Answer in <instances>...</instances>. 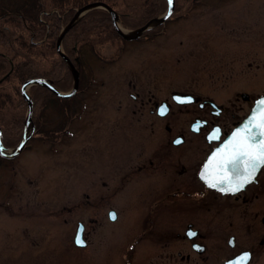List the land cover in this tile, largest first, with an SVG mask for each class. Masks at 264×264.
Here are the masks:
<instances>
[{
	"label": "rangeland",
	"instance_id": "1",
	"mask_svg": "<svg viewBox=\"0 0 264 264\" xmlns=\"http://www.w3.org/2000/svg\"><path fill=\"white\" fill-rule=\"evenodd\" d=\"M91 2L112 7L125 32L165 16L169 9L168 0H58L49 10L40 4L38 17L31 18L36 17L28 28L35 34L36 25L57 19V48L60 34L78 9ZM174 2L171 15L132 39L117 31L111 12L103 4L81 12L61 39V50L79 73L77 87L74 72L58 48L50 51L43 47L39 53L40 47L35 50L23 39V49L39 55L37 65L54 67L49 73L52 78H35L45 79L60 92L40 83L27 85L33 102L30 114L23 86L33 78L20 83L18 76L11 77L13 65L6 61H15L20 55L3 49L1 35L8 27L1 25L4 22L0 19V57L5 61L0 60V114L8 132L21 119L23 125L14 129L13 134L19 131L17 137L16 133L10 140L5 137V142L0 124L3 150H16L24 134H29L25 151L9 159L1 154L0 264H221L246 248L253 253L247 250L232 259L249 254V264H264V243L260 241L264 239V194L250 203L238 200L184 206L193 211L184 210L177 217L174 213L173 217L159 214L158 232L139 235L143 230L137 222L141 213L134 208H147L148 204L134 196V188L141 185L142 198H153L152 185L159 179L152 174H135L130 167L136 171L138 157L162 151L170 150L176 156L205 150L203 130L193 133L198 131L191 123L198 130L200 123L194 121L195 116L207 115L209 107L200 108L197 102L178 105L183 100L174 103L172 97L189 92L201 101L212 99L226 110L212 118L232 127L233 121L239 118L240 123L255 99L264 95V0ZM23 3L0 0V18L13 12L24 19L18 8ZM48 12L53 16H45ZM100 13L110 15L116 33L111 29L110 33L106 19L97 23L100 26L90 23L92 14ZM86 21L91 31L88 40H81L80 27ZM15 26L14 22L12 29L17 32ZM45 28L50 31L49 25ZM24 33L33 43L43 42L48 34L46 31L40 39L36 34L31 36L28 29ZM19 43L18 39L14 46ZM15 83L18 86L14 87ZM242 91L248 100L240 95ZM166 100L171 106L169 114L163 116L159 110L158 115L157 104L166 106ZM181 134L185 141L174 144ZM110 209H115L116 221L109 218ZM189 215H197L194 225L207 235L205 240L200 238L209 248L203 254H194L190 246L194 239L184 238ZM78 221L86 228L83 244L74 242ZM217 232L222 246L217 243L214 248L220 252L215 254L212 248ZM231 234L235 235V247L227 242ZM187 253L190 258H183Z\"/></svg>",
	"mask_w": 264,
	"mask_h": 264
},
{
	"label": "flooded vegetation",
	"instance_id": "2",
	"mask_svg": "<svg viewBox=\"0 0 264 264\" xmlns=\"http://www.w3.org/2000/svg\"><path fill=\"white\" fill-rule=\"evenodd\" d=\"M242 92L243 93H241L240 95L244 98V94L247 93H245L244 91ZM177 97H179L180 100H183L186 103L180 104V102L175 101L177 100L176 99ZM172 98L174 100V103L177 102L176 104L178 105L194 104L197 102L200 108L204 109L205 107H209L207 111V115L195 116L194 121L197 120L200 123L198 130L196 126L193 127L192 125L193 122L191 123V128L192 129L194 128L196 131H198V132L192 131L193 133L198 134L203 130L205 150L204 153H202L201 151L179 152V154L176 156H174L173 152L170 150L162 151L159 154L155 153L154 155H150V154L145 155L144 159L138 157V161L139 160L140 161L136 166V171L133 169V167H130V170H133V173L135 174H142V173L146 175L152 174L159 179V181H157L152 185L153 192L155 191L153 194L154 195L153 198L152 197L150 199H146V198L143 199L144 197L142 198L141 185L134 188V193H135L134 196L140 202L144 204H148L147 208L142 205H137V208L136 207L134 208L137 212L139 211L141 213L137 218V222L139 226H142L143 228V230L139 233V235L152 234L153 236L158 232L156 230L157 228L156 221L159 214H161L160 217L165 216V214L168 217H173V213H174L177 217L180 216V214L184 210L193 211L192 209H188L184 206L200 207V206H210L211 204L221 205L222 203H234L236 201L238 202V200H242V203H250L253 201L255 197L264 194V166H261L255 179L251 183H248L242 189L236 192H223L219 189L208 186L203 181L201 177V168L204 162L207 160L208 156L211 154L214 148L217 147L227 137L228 133L232 130V128L235 125H237V123H239L240 120H238L239 118L235 119L233 121L232 127H227L226 122L220 123L215 121L212 117H219L221 113H223V110L225 109H223L222 105L219 106L212 99H204L203 101H201L200 97L189 92L178 94V96ZM248 98L249 97L244 99L248 100ZM161 103L157 104L158 115H159V110L162 107ZM165 103L167 106L165 115L167 116L171 110V106H170V102L167 101ZM216 130L219 131L216 132ZM212 135H216L217 138L211 139L210 137ZM177 140H179L180 143H183L185 141V136L181 134L177 139H175L174 142H176ZM174 144H179V143H174ZM120 168L123 169L125 167L120 166ZM252 187H255V189H251ZM114 210L115 209H110L108 211V214L109 212L115 213ZM196 216L197 215H189L190 218L188 219L191 220L189 221L188 227L186 228L184 238L194 239L192 240L190 245L194 254L195 253L203 254L204 252L209 250L207 246V242L206 243L204 242L207 235L203 230L200 229L199 226L194 225ZM109 218H111L112 221H116L117 215H116V219H113L111 215ZM167 223H169V225L173 224L172 220H169V222ZM85 229L86 228L84 223L82 221H78L77 230L74 237V242L76 244H77L76 238L79 233H81L80 239L84 241L85 238L87 239V236L85 235ZM189 231L196 233V235L194 237H190L188 235ZM162 232L164 233L165 231ZM216 234H218V232ZM220 236L221 235L218 234L217 238L214 239L215 244L213 245L212 251L215 254L220 252L219 248H214L217 245V243L220 246H222L220 244L221 241ZM52 238L54 239L53 241L54 251L55 254L57 255L56 234ZM200 238H203L204 240ZM260 241L261 243H264V239H261ZM227 242L230 244L231 247H235L236 245L235 235L231 234ZM247 250H249L251 254L253 253L251 249L246 248L234 253L229 258H232ZM182 257L183 258L187 257L185 259H188L190 258V254L187 253L186 256H182ZM227 259L225 258L221 264H223ZM9 264H12V262L10 261ZM55 264H57V261Z\"/></svg>",
	"mask_w": 264,
	"mask_h": 264
},
{
	"label": "snow or ice",
	"instance_id": "3",
	"mask_svg": "<svg viewBox=\"0 0 264 264\" xmlns=\"http://www.w3.org/2000/svg\"><path fill=\"white\" fill-rule=\"evenodd\" d=\"M173 2L168 0L169 15ZM176 99L180 101L179 97ZM160 112L163 115L166 106H162ZM210 138L216 139L217 136ZM261 166H264V98L258 101L247 121L209 157L201 177L209 182L210 187L220 186L221 191L236 192L254 180ZM111 216L116 219L115 213ZM188 235L194 237L196 233L189 231ZM77 243L83 244L84 241L78 238ZM247 258L248 254H244V259Z\"/></svg>",
	"mask_w": 264,
	"mask_h": 264
},
{
	"label": "trees",
	"instance_id": "4",
	"mask_svg": "<svg viewBox=\"0 0 264 264\" xmlns=\"http://www.w3.org/2000/svg\"><path fill=\"white\" fill-rule=\"evenodd\" d=\"M57 1L58 0H24L23 5L18 6V8L22 10V14L25 16L24 19L22 18L23 16L22 17L21 16L20 17L13 16L12 15L13 12H11L12 13L11 16H6L7 13L4 14V15L1 14L2 17L0 19L3 20L4 23H7V24L1 23V25H5V26L8 27L7 30H5V33L3 35H1V37L3 38V41H4V44H3L4 48L3 49H5L6 51L7 50H9V51L10 50L11 51L14 50L15 52H17L20 55L19 57H17L15 59V61L13 60L12 62H10L7 59L8 61H6V62H8L9 64L13 65L12 72H15V73H14V75L12 74L11 77L13 78L15 76H18V80L20 81V83L25 81V80H27L28 78H35L37 76H44V77L47 76V77L52 78L51 74H49V73H50V71H52V69L54 67L51 66L49 68H45V67L37 65L36 61L38 60V56H39L38 54H36L37 52L36 51H32L30 49L29 50H25L23 48H26V47L25 46L22 47L21 44L23 42L22 40L24 39L25 42L27 41L28 44L30 43L29 45L32 46L34 49H35V47H38V48L40 47V49H38L39 53H41V51H43V47L44 48H48L50 51H51V49H53V50L57 49L56 48V44H55V38H56V35H57V19L53 23H50L49 20H44V21H46L45 23L42 22L41 25H39V26L36 25L35 26L36 38L42 39L43 38L42 36L45 35V32L47 31L48 34H47V36H46V38H45V40L43 42H38L37 41V42L33 43L30 38L28 39L26 36H24V34H25L24 30H27V29L30 31V35L31 36H33V37L35 36V34H33V32L28 28L27 24L29 22L33 24L32 21H34V19L36 17L34 19H31V18L35 14H36L35 16L38 15V13H39L38 11H39L40 6H41L40 4H42L43 6L45 5L46 8L49 10L51 7L57 6ZM69 1H71V0H69ZM96 9H98V8H96ZM93 11H94V9H93ZM30 13H32V14H30ZM8 14H10V13H8ZM45 16H53V15H52V13L48 12V14H46ZM69 16H70V14L68 15V17ZM96 16H97V18H96ZM90 18H91L90 23L94 24V25L103 24V23H101V21H104L106 19L107 23H105V24L108 25L109 31L111 29V31L113 33H116L115 29L112 26L111 17H110L109 14H108V16H105L103 13L96 14V15L92 14V17H90ZM94 18H96V19L94 20ZM8 19H12L13 22L11 23L9 21H6ZM14 22H15V24L17 26V27L15 26L16 29L18 30L17 32H15L12 29V24H14ZM20 22H21V24H20ZM82 23H84V22H82ZM90 23H87V21H86V23L83 24L84 26L80 27L82 29H81V32L78 35V37L81 38V40L82 39L83 40H88L89 31H91V29L89 28V26L91 25ZM19 25H22L21 29L19 28ZM47 25H49L50 31L46 30L45 26H47ZM98 26H100V25H98ZM111 31H110V33H111ZM20 35H22L23 37L20 36ZM18 39L20 40L21 43H19V45L18 46L16 45V47H15L14 44L18 43ZM23 45H24V42H23ZM3 49L1 50V52L7 53ZM2 57H6V56H2ZM60 57H61V59H63L61 55H60ZM0 60H2L5 63L4 58L0 57ZM16 86H18V85L15 83L14 87H16ZM40 88L43 91H45L46 93H48V94L50 93L46 89V87L45 88L44 87H40ZM17 90L20 92L19 87L17 88ZM20 100H22V102L25 101L22 97H21ZM34 101H35V104H36V100H34ZM1 116L2 115L0 114V122H1L0 124L2 125L1 126L2 127V135H3V140L6 142V138H8V139L12 138L11 136L16 133V131H15L14 134H13V131H14V129L17 128V126L18 127H22L23 126L22 125V119H21L20 123L17 124L15 127H14L13 122L11 121L9 124L11 125V127H14V128H12L11 132H8V131H6V128L4 127L5 125L3 124V123H6V122L3 121ZM16 134L14 136L17 137L18 134H19V131ZM7 142H9V141H7ZM1 158H2V156H0V159Z\"/></svg>",
	"mask_w": 264,
	"mask_h": 264
},
{
	"label": "water",
	"instance_id": "5",
	"mask_svg": "<svg viewBox=\"0 0 264 264\" xmlns=\"http://www.w3.org/2000/svg\"><path fill=\"white\" fill-rule=\"evenodd\" d=\"M100 4H103L104 6H106L109 11L111 12L112 14V20H113V24L114 26L116 27L117 31L124 37V38H128V39H132V38H136L138 36H140L142 34V32L148 28L150 25H152L154 22H161L165 19V17H167L169 15V9H168V12H167V16H163V17H157V18H153L151 19L149 22H147L145 25L139 27V28H136L130 32H125L123 31L120 27H119V24H118V15L116 13V11L114 9H112V7H110L109 5H107L106 3L104 2H91V3H88V4H85L84 6L80 7L77 11V13L75 14L74 18L70 21L69 25L64 29V31L60 34L58 40H57V48L58 50L60 51V53H63V51L61 50V39H62V35H64V32L70 28L72 26V24L75 22V20H77L79 18V15H81V12L83 11H87L93 7H96V6H99ZM174 4L175 2H173V5L171 7V12L174 8ZM64 57L66 58V60L68 61L71 69L73 70L74 72V77H75V86L77 87L78 86V80H79V73L77 71V68L75 67V65L72 63V61L66 56L64 55ZM32 83H40V84H43L45 86H47L49 89H51L52 91L56 92V93H60L53 85L52 83L46 81L45 79L43 78H33V79H30V80H27L23 86V92H24V96L25 98L28 100V103H29V107H30V111H29V114L31 113L32 111V105H33V102L31 100V98L29 97V95L27 94L26 92V86L29 85V84H32ZM262 98H264V95L260 96L259 98H257L255 100V104L254 106L252 107L250 113L233 129V131L231 132V134L228 136V138H226L218 147H216L214 149V151L211 153V155L215 152L216 149L218 148H221L223 146V144L229 140L233 133L239 129L246 121L247 119L249 118V116L252 114L253 110L257 107V103L259 100H261ZM29 119H30V116H29ZM28 119V121L26 122V126L29 125L30 123V120ZM0 135H1V127H0ZM28 135L29 134H24V137H23V140L22 142L17 146L16 150H13L12 152H5L3 150V146L1 145L0 143V153L2 155H5L6 157H13L15 156L16 154H18L23 148L24 146L26 145L27 141H28ZM210 155V156H211ZM209 156V157H210ZM208 161V160H207ZM206 165V164H205ZM204 165V167H205ZM260 169V168H259ZM204 170V168H203ZM202 170V171H203ZM258 172V171H257ZM257 172L255 173V175L257 174ZM205 180V179H204ZM206 181V180H205ZM207 182V181H206ZM209 184V182H207ZM218 189H220V186L216 187ZM250 257L249 254H248V258L247 259H244V255H241V256H238L237 258L235 259H230L228 260L225 264H247L250 260Z\"/></svg>",
	"mask_w": 264,
	"mask_h": 264
},
{
	"label": "bare ground",
	"instance_id": "6",
	"mask_svg": "<svg viewBox=\"0 0 264 264\" xmlns=\"http://www.w3.org/2000/svg\"><path fill=\"white\" fill-rule=\"evenodd\" d=\"M18 145H19V144H18ZM18 145H17V146H18ZM17 146H16V148H17ZM25 148H26V146H25L21 151H22V152L25 151V150H26ZM21 151H20V152H21ZM0 156H2L1 153H0Z\"/></svg>",
	"mask_w": 264,
	"mask_h": 264
}]
</instances>
